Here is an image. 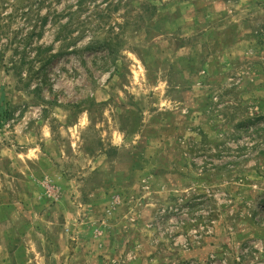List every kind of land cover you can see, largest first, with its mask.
Here are the masks:
<instances>
[{"label":"rangeland","instance_id":"1","mask_svg":"<svg viewBox=\"0 0 264 264\" xmlns=\"http://www.w3.org/2000/svg\"><path fill=\"white\" fill-rule=\"evenodd\" d=\"M6 109L0 264H264V0H0Z\"/></svg>","mask_w":264,"mask_h":264},{"label":"trees","instance_id":"2","mask_svg":"<svg viewBox=\"0 0 264 264\" xmlns=\"http://www.w3.org/2000/svg\"><path fill=\"white\" fill-rule=\"evenodd\" d=\"M48 20V18H46V21ZM73 26V23H72V21L71 22H69V23H66L65 25H61V28H62V32L63 33H65V32H67L69 29H71V27ZM44 53V54H43ZM47 53V51H45V50H43L42 48H39L38 50H37V57H38V59H41V61H43V63H44V65L43 66H46V65H48L49 63H51L52 62V60H53V56H47V55H45ZM42 55H43V57H42ZM33 68V67H32ZM31 68V69H32ZM32 71V70H31ZM35 72V71H34ZM37 73V72H36ZM35 73V74H36ZM32 74V73H31ZM8 116V112H7V109L6 110H1L0 111V124H1V120H3V119H6V117Z\"/></svg>","mask_w":264,"mask_h":264}]
</instances>
